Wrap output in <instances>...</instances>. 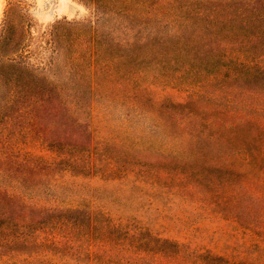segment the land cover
I'll return each mask as SVG.
<instances>
[{
    "label": "rangeland",
    "instance_id": "374dc122",
    "mask_svg": "<svg viewBox=\"0 0 264 264\" xmlns=\"http://www.w3.org/2000/svg\"><path fill=\"white\" fill-rule=\"evenodd\" d=\"M102 19L93 0H0V264H75L8 254L3 238L49 237L54 231L26 227L27 220L85 206L191 251L264 259L256 235L169 187L175 173L150 167L154 157L181 148L168 121L198 134V118L170 107L183 103L185 93L149 76L136 92L127 87L115 90L114 100L103 98L100 73L96 69L92 79L86 69L97 43L90 34ZM193 147L211 158L234 153L223 139L205 133ZM108 157L114 160L108 163ZM89 165L92 170L83 174L80 169ZM93 250L122 263L137 259Z\"/></svg>",
    "mask_w": 264,
    "mask_h": 264
},
{
    "label": "trees",
    "instance_id": "16d2710c",
    "mask_svg": "<svg viewBox=\"0 0 264 264\" xmlns=\"http://www.w3.org/2000/svg\"><path fill=\"white\" fill-rule=\"evenodd\" d=\"M93 4L103 19L101 28L90 34L91 42L97 43L91 46L86 69L92 79L96 69L100 73L103 98L114 100L115 90L127 87L136 92L150 76L185 93L183 103L170 104L173 112L198 118V134L221 138L234 152L230 159L206 157L193 147L197 133L168 121L181 148L154 157L150 167L175 173L169 187L252 232L264 244V0H93ZM99 35L105 37L102 44ZM113 160L107 158L108 163ZM92 168L80 170L88 174ZM44 213L49 217L35 223L29 218L25 226L54 231L51 236H5L3 250L75 264L264 263L191 251L148 228L130 230L116 224L100 209L85 206ZM98 246L137 259L122 263L93 250ZM146 257L154 261L149 263Z\"/></svg>",
    "mask_w": 264,
    "mask_h": 264
}]
</instances>
